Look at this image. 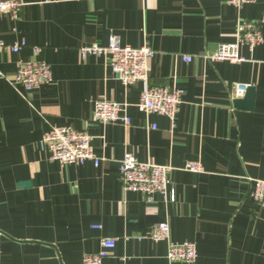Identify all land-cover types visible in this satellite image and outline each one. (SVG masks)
I'll list each match as a JSON object with an SVG mask.
<instances>
[{
  "label": "crops",
  "instance_id": "obj_1",
  "mask_svg": "<svg viewBox=\"0 0 264 264\" xmlns=\"http://www.w3.org/2000/svg\"><path fill=\"white\" fill-rule=\"evenodd\" d=\"M24 2L18 19L0 14V42L27 44L0 50V264H83L102 239H115L104 264H184L166 256L170 244L187 242L193 264H264V208L251 197L253 182L264 181V0L239 8L229 0ZM243 21L263 37L253 52L239 48L246 61L208 60L235 42ZM111 35L154 52L151 86L184 91L173 121L139 109L142 82L124 86L107 58L81 57V48L105 47ZM29 62L52 70V81L31 92L14 84ZM238 86H246L241 96ZM248 87L252 108L236 107ZM98 100L126 106L130 123H94ZM53 127L87 132L99 165L50 160L42 140ZM126 153L168 167L175 202L125 191ZM188 162L201 170H185ZM161 223L169 237L154 242Z\"/></svg>",
  "mask_w": 264,
  "mask_h": 264
},
{
  "label": "built area",
  "instance_id": "obj_2",
  "mask_svg": "<svg viewBox=\"0 0 264 264\" xmlns=\"http://www.w3.org/2000/svg\"><path fill=\"white\" fill-rule=\"evenodd\" d=\"M256 0H229V4L239 8L244 4H253ZM25 5L24 0H0V14L18 19ZM235 42L220 44L214 54L207 57L212 62H230L238 64L246 60L239 54L240 47H246L250 52L262 42L263 37L260 26L254 22L243 21L236 27ZM27 47L26 42L8 45L0 42V50L7 49L12 53H19ZM38 53L40 48H33ZM82 58L99 56L109 60L113 74L124 85L143 83L139 95L138 107L145 113H154L174 120L178 107L183 101L184 91L178 88L165 86H151L149 84L148 62L154 52L146 45L139 48L123 46L118 35L109 37L108 45H97L80 49ZM183 62L190 63L192 58L182 57ZM3 75L0 73V79ZM52 81V70L45 62H29L19 64L14 84L21 86L25 91L31 92L42 84ZM246 86H238L236 95L241 96ZM126 106L107 100H98L95 105L92 120L98 124H108L122 121L125 125L130 119L125 116ZM121 114L123 117L121 118ZM92 137L85 131H76L69 127H53L48 130L42 143L50 154V160L62 165H82L92 161L95 166L100 160L96 158L91 146ZM185 170L199 172L198 163L188 162ZM169 168L158 166L149 162H139L134 156L126 153L119 164V180L125 191L142 194L151 201L153 194H160L164 201L175 202V192L170 189ZM251 197L261 208H264V181L255 180L252 184ZM100 229L99 227H93ZM169 237V227L165 223L154 226L149 239L154 242L165 241ZM115 246V239H102L101 250L97 254L86 255L83 264H104V259L111 254ZM167 260L171 263L193 264L197 258L194 244H170L167 250Z\"/></svg>",
  "mask_w": 264,
  "mask_h": 264
},
{
  "label": "water",
  "instance_id": "obj_3",
  "mask_svg": "<svg viewBox=\"0 0 264 264\" xmlns=\"http://www.w3.org/2000/svg\"><path fill=\"white\" fill-rule=\"evenodd\" d=\"M253 98H254V89L252 87H248L245 92V99L235 100L234 105L236 107H245L246 109H251Z\"/></svg>",
  "mask_w": 264,
  "mask_h": 264
}]
</instances>
